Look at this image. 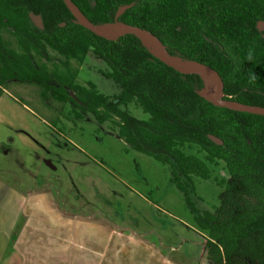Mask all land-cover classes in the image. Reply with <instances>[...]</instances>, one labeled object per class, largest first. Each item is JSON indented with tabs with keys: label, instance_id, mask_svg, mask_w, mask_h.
Wrapping results in <instances>:
<instances>
[{
	"label": "trees",
	"instance_id": "1",
	"mask_svg": "<svg viewBox=\"0 0 264 264\" xmlns=\"http://www.w3.org/2000/svg\"><path fill=\"white\" fill-rule=\"evenodd\" d=\"M71 1L94 24L143 27L170 56L212 67L224 98L264 106V31L256 27L264 20V0ZM30 11L41 15L42 28ZM2 31L15 37L21 52L0 49V82L34 81L60 100L73 89L97 121L117 118L118 136L168 164L170 180L184 195L192 176L206 179L209 164L223 161L228 177L219 182L218 205L199 217L206 257L212 264H264L263 114L213 104L198 93L205 87L198 72L177 70L133 33L112 38L94 33L75 21L64 0H0ZM48 48L63 59L53 61ZM88 52L105 62L104 75L119 87L112 97L92 82L76 81L78 68L69 60L82 61ZM130 103L147 118L132 115Z\"/></svg>",
	"mask_w": 264,
	"mask_h": 264
},
{
	"label": "rangeland",
	"instance_id": "2",
	"mask_svg": "<svg viewBox=\"0 0 264 264\" xmlns=\"http://www.w3.org/2000/svg\"><path fill=\"white\" fill-rule=\"evenodd\" d=\"M0 35L4 46L19 50L12 34ZM47 52L53 61L63 59ZM69 61L78 68L79 83L92 82L111 97L119 92L104 75L107 65L93 53ZM73 106L34 83L0 82V257L9 253L21 218L16 192L44 190L56 194L61 207L147 244L167 264H208L199 217L218 205L219 182L228 177L224 162L210 163L206 179L192 176L184 195L170 180L168 164L118 136L117 118L100 123L89 112L76 116ZM127 108L136 118H147L135 104Z\"/></svg>",
	"mask_w": 264,
	"mask_h": 264
},
{
	"label": "crops",
	"instance_id": "3",
	"mask_svg": "<svg viewBox=\"0 0 264 264\" xmlns=\"http://www.w3.org/2000/svg\"><path fill=\"white\" fill-rule=\"evenodd\" d=\"M16 195L21 218L0 264H167L147 244L61 207L56 194Z\"/></svg>",
	"mask_w": 264,
	"mask_h": 264
},
{
	"label": "water",
	"instance_id": "4",
	"mask_svg": "<svg viewBox=\"0 0 264 264\" xmlns=\"http://www.w3.org/2000/svg\"><path fill=\"white\" fill-rule=\"evenodd\" d=\"M64 2L66 4V6L69 8V10L72 12V14L74 15L75 21L77 23L85 26L86 28L90 29L91 31H93L96 34H100V35L112 38L115 35H118L121 33H133V34L137 35L140 39H141L140 35L142 34V35L150 38L157 45V47L160 51V55H157L155 53L154 54L157 55L161 60H163L167 64L176 68L177 70H179L181 72H198L199 74L202 71L208 72L215 80V89L212 93H210V92H207L205 90V87H204V88L200 89L198 91V93H199V95H201L205 99L209 100L213 104H215L217 106L227 107V108L234 109V110L247 111V112L258 113V114L264 115V106L254 105V104H246L243 102H239L237 100L226 99V98L222 97L221 90H220L221 79H220V76L218 75V73L212 67H210L206 64H202V63H198V62H194V61H189V62L194 63V65H192V66H183V65H180V64L174 62L172 60V58H179V57L170 56L166 52V49H165L164 45L160 42V40L154 34H152V32H150L149 30H147L143 27L137 26V25L126 24V23L121 22V21H113V22H106V23H101V24H94L93 22H91L89 19H87L80 12V10L72 3L71 0H64ZM127 7H128V5H124V6L119 7L117 12H116V17L119 16ZM29 16H30L32 22L36 26H38L40 28L43 27L42 17L40 14H36V13L30 11ZM61 24H63V23H61ZM112 25H119V27H121V30H119L118 32H115L113 34L104 33L101 30V28H103V27H108V26H112ZM256 27L259 30H264V20H262V19L258 20L256 23ZM179 59H181V58H179ZM181 60H184V59H181ZM186 61H188V60H186ZM209 138L217 144L222 143V140L213 134H209Z\"/></svg>",
	"mask_w": 264,
	"mask_h": 264
},
{
	"label": "flooded vegetation",
	"instance_id": "5",
	"mask_svg": "<svg viewBox=\"0 0 264 264\" xmlns=\"http://www.w3.org/2000/svg\"><path fill=\"white\" fill-rule=\"evenodd\" d=\"M258 29V28H257ZM259 30V29H258ZM261 31H264V30H261ZM1 36V35H0ZM18 45V44H17ZM19 47V46H18ZM0 49H1V51L4 53H6V51L7 50H13V51H15V52H21V48L19 47V50L17 51V50H14V49H11V48H8V47H6V46H4L3 45V40H2V38H1V42H0ZM39 55H37V54H35L34 55V58H35V60H39ZM41 59H42V57H41ZM44 60V59H43ZM50 64V63H49ZM77 77H78V75H77ZM15 80H17V79H15ZM18 81H20V80H18ZM76 81H77V78H76ZM21 82H29V83H34V84H36L37 86H39L41 89H42V91H43V88L40 86V85H38L36 82H34V81H21ZM78 82V81H77ZM49 83L51 84V85H53V86H57V82L56 81H54V80H49ZM79 83V82H78ZM81 84V83H80ZM86 84H87V82H86ZM86 84H82V85H86ZM44 92H48L49 93V95L50 96H52L53 98H55V99H57L58 101H62V102H71L74 106L72 107V112L74 111L75 112V115L76 116H82L81 115V113L80 112H78V111H83V112H89V113H91L90 111H88V110H85V104L82 102V101H80L78 98H77V96H76V93L74 92V90L73 89H71V88H68V90H67V92H68V96H69V98H67L66 100H60V99H58L57 97H55L53 94H52V92H51V90H47V91H43V93ZM222 95V97L224 96L223 94H221Z\"/></svg>",
	"mask_w": 264,
	"mask_h": 264
},
{
	"label": "bare ground",
	"instance_id": "6",
	"mask_svg": "<svg viewBox=\"0 0 264 264\" xmlns=\"http://www.w3.org/2000/svg\"><path fill=\"white\" fill-rule=\"evenodd\" d=\"M101 30L104 32V33H107V34H110L112 32H118L119 30H121V27H119V25H112V26H108V27H103L101 28ZM142 41L144 42V44L155 54L157 55H160V51L157 47V45L150 39L148 38L147 36H144V35H140ZM172 60L180 65H183V66H192L194 65V63L192 62H188V61H183V60H180V59H177V58H172ZM202 78L204 79L205 81V90L207 92H210L211 90V87H213V84H212V79H214L208 72H200ZM215 81V80H214ZM213 81V82H214Z\"/></svg>",
	"mask_w": 264,
	"mask_h": 264
}]
</instances>
